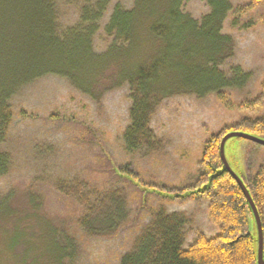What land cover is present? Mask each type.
<instances>
[{
	"label": "rangeland",
	"instance_id": "obj_1",
	"mask_svg": "<svg viewBox=\"0 0 264 264\" xmlns=\"http://www.w3.org/2000/svg\"><path fill=\"white\" fill-rule=\"evenodd\" d=\"M81 1L59 0L63 26L77 23V6ZM229 1L234 7L249 2ZM116 2L126 9L137 10L141 0H111L110 12ZM212 2L219 3L218 10L225 5V0L185 2L181 11L186 17L175 23L172 36L160 41L150 33V26L157 20L159 12L172 5L167 0H146L147 6L135 12L137 41L131 46L132 52L128 56L122 55L119 52L121 46L116 45L105 67L93 76L88 92L76 88L66 77L46 75L15 95L11 101L15 110L11 133L3 146L13 154L14 166L9 175L0 176V197L9 196L4 212L10 213L8 217L3 215L0 218V264H55L49 259L53 243L66 248L63 264H118L120 255L130 248L140 228L150 219V208L160 203L170 212H183L189 219L187 245L193 242L198 230L209 237L219 233V228L209 219L206 199L175 197L171 190H183L195 182L200 173L198 163L203 143L212 134L242 119L264 116V108L250 114L238 106L263 94L264 22L259 19L264 10L260 8L241 16L236 26L231 24L233 12L229 13L220 34L231 37V41L211 49L220 42L218 34L206 35L214 32L213 26L209 24L205 29H197L191 21L199 20L204 25V16L213 11ZM170 18L168 20L166 15L168 26L172 25ZM107 19L108 14L98 26L102 28ZM247 24L249 26L245 27ZM112 44L111 38L103 36L102 31L98 32L93 41L94 52L107 55ZM163 45H179L193 53L211 49V54L220 62V69L227 72L231 64L241 65L251 74V79L240 88H221L227 102L221 99L218 91L204 96L196 92L173 91L165 98L153 122L163 139L164 148L155 156L141 159L140 164L146 171L144 177L147 181L167 186L145 196L138 191L137 196L132 197L135 188L111 174L106 180L107 184L112 182L107 185L108 192L116 193L120 199L118 204L124 197L125 216L117 217L111 207L100 208L94 213L99 215L94 222L95 231L85 234L76 227L82 208L60 195L55 184L60 178L93 181L94 170L101 159L100 147L107 148V156L112 157L118 166L129 161L119 145L120 133L128 124L130 106L124 72L135 65H149ZM228 48H231L230 52ZM205 57L202 53L200 57L185 62L190 65H185L183 70L184 82L193 83V78L197 80L203 76L204 67L208 65ZM22 111L26 114H20ZM52 115L58 116L55 119ZM91 136L100 144L90 143ZM247 147V142L240 141L234 142L231 148V157L242 171L246 170ZM262 149L256 150L258 156L252 157V174L263 162ZM112 214L115 224L113 228H107L105 219ZM12 229L27 230L11 247Z\"/></svg>",
	"mask_w": 264,
	"mask_h": 264
},
{
	"label": "trees",
	"instance_id": "obj_2",
	"mask_svg": "<svg viewBox=\"0 0 264 264\" xmlns=\"http://www.w3.org/2000/svg\"><path fill=\"white\" fill-rule=\"evenodd\" d=\"M167 1L172 7L159 12L157 20L150 26V33L160 41L173 35L175 23L186 17L181 7L190 0ZM224 4L218 10L219 3L212 2L213 11L204 16V25L199 20L191 21L197 29H205L209 24L213 26L212 31L215 33L207 32L206 35L218 34L220 42L215 43L211 49L220 48L221 43L231 41V37L220 34L229 13L233 12L234 19L231 24L236 26L241 16L260 8L264 10V0H249L247 4L236 7L229 0H225ZM59 5V0H0V176L9 175L14 166L13 154L3 146L9 139L15 116L11 102L15 95L25 86L46 75L66 77L76 88L88 92L93 76L105 67L116 45L121 46L119 52L122 55L128 56L132 52L131 46L137 41L134 33L137 16L135 12L147 6L146 0H141L137 10H129L116 2L110 12L111 0H82L77 6V23L63 26ZM107 14V22L101 28L98 22ZM166 15L172 25H167ZM259 20L264 22V13ZM101 31L103 36L113 40L107 55H97L94 52L93 41ZM211 49L193 53L179 45H163L149 65H135L133 69L124 72L130 106L128 124L120 133L119 145L129 161L118 166L112 157L107 156V148L99 146L101 159L99 158L98 168L94 170L93 181L60 178L55 184V190L60 195L82 208V215L76 221L77 229L85 234L94 232V222L99 216L94 213L100 208H106L105 206L116 211L117 217L125 216L124 197L118 204L120 199H117L116 193L108 192L107 185L112 182L107 184L106 180L109 176L111 178V174L135 188L132 197L139 192L145 196L156 192L155 189H164L167 186L147 181L144 177L146 171L142 169L140 160L155 156L164 148L163 139L153 122L164 99L173 91L196 92L201 96L218 91L221 99L227 102L221 88H240L250 81L251 74L241 65L231 64L227 72L220 69V62L211 54ZM228 50L230 52L231 48ZM202 53L207 57L205 59L208 64L204 67L203 76L197 80L193 78V83L184 82L183 70L185 65H190L185 62L200 57ZM262 87L263 94L259 98L242 102L238 106L250 114L263 109L264 80ZM23 113L26 114L25 111L20 114ZM57 116L51 117L56 119ZM231 131L245 132L264 139V116L242 119L212 134L203 143L201 161L198 163L200 173L195 182L183 190H171L175 197L186 199L193 196L196 199H206L209 203V219L219 228V233L209 237L198 230L193 242L187 245L186 227L189 219L183 212H170L160 203L150 208V219L140 228L130 248L120 255L118 264H258V235L254 215L243 190L225 169L221 158V140ZM240 141L247 142L248 145L246 170L242 171L233 157L229 163L247 186L258 208L264 231V159L255 173L250 172L252 157L258 156L256 150L264 148V145L243 138L230 139L226 152L228 153L229 146L234 142ZM89 142L96 146L100 144L92 136ZM254 153L257 154L253 156ZM8 199L9 196L0 197V218L10 215L4 212L7 210ZM113 218L114 214L106 217L107 228H113ZM26 230L21 232L22 230L12 229L9 237L11 247L24 236ZM65 255L66 248L62 249L53 243L49 259L55 264H63Z\"/></svg>",
	"mask_w": 264,
	"mask_h": 264
},
{
	"label": "water",
	"instance_id": "obj_3",
	"mask_svg": "<svg viewBox=\"0 0 264 264\" xmlns=\"http://www.w3.org/2000/svg\"><path fill=\"white\" fill-rule=\"evenodd\" d=\"M237 138H243V139H247L250 141H254L256 143H259L261 145H264V139L257 137L255 135L249 134V133H245V132H240V131H231L229 133H227L221 140V145H220V153H221V158L224 164L225 169L231 173V175L235 178V180L237 181V183L239 184V186L241 187V189L243 190L247 201L251 207L252 213L254 215V220L256 223V232H257V242H258V264H264V231H263V224H262V220L258 211V208L255 204V202L253 201V198L247 188V186L245 185L243 179L241 178V176L232 168L231 164L229 162V160L232 159L231 157V148L232 145L229 146V151L228 153L226 152V145L227 142L230 139H237ZM254 236V235H253ZM256 239V238H255Z\"/></svg>",
	"mask_w": 264,
	"mask_h": 264
}]
</instances>
